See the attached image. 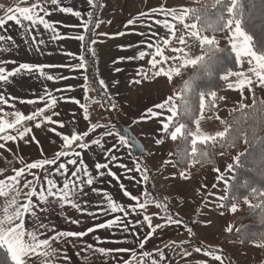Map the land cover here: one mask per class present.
Returning a JSON list of instances; mask_svg holds the SVG:
<instances>
[{
    "label": "snow or ice",
    "instance_id": "obj_1",
    "mask_svg": "<svg viewBox=\"0 0 264 264\" xmlns=\"http://www.w3.org/2000/svg\"><path fill=\"white\" fill-rule=\"evenodd\" d=\"M92 11L88 12V19L82 23V28L87 32H93L94 29L90 28L94 22L96 25L100 23V20L96 17L95 9L103 8L104 4L101 0H87ZM250 4L253 8L257 6V0H250ZM48 5L53 6V11H60L62 13H71L77 17L80 16V12L74 11L70 7H61L60 0H36L30 7H9L5 14L0 16V27L6 25V22L14 21L16 25H20L24 29V36L29 39H25L24 43L30 48L35 47L36 51H40L39 45L45 43L44 39H37L36 33L33 35V31L38 29L40 25L45 30H51L52 36L50 39H59V33L55 31V26L50 23L46 16L49 15ZM227 5V7H225ZM213 8L220 9L219 13L215 15V18L208 16L196 15L195 19L198 23H187V19L190 14L197 13L199 10L195 8L187 7H169L167 3L152 7L147 11H141L137 18L129 19L127 25L136 24L137 20H140L142 24L146 23L149 28V35L146 41L142 43L146 46L147 50H139L134 56L127 57V59H139L143 60L150 57L147 62L151 66L150 72L154 78L164 77L168 80L173 78L174 74H179L183 68L187 65L198 66V71L191 75L188 79L183 81L182 92L180 93L179 104L174 101V96H168L164 98L160 103L153 105L146 109V114L141 117V120L156 119L160 125V131L166 137H170L173 141L180 139L184 147L178 148L175 155L176 161H165V163H172L173 166L183 163H199L201 160L207 161L209 159V153L202 151L198 145L207 146L210 142H220L225 147H232L243 138L245 143L250 144L251 147L259 149L258 152H253L251 159L248 162V170L253 172L259 177L261 186H254L251 179L245 178L240 184V187L244 188L248 194L243 196V200L249 207L260 210V222L264 224V99H257L255 94L252 96V104L245 105L243 99L239 104V110L241 112L244 109H251L252 115L255 120L253 124H250L247 129L242 130L240 119L233 121L231 124L221 121L225 124V127L221 131L215 132V134H207L202 131L200 122L204 117L206 110L211 111L216 108L217 101L224 100V97H218L217 92L211 89L202 90L197 81L202 79H212L217 70V54L227 49H220L215 36L209 37L208 35H202L201 33L206 31L219 32L227 30L228 39L230 44L231 53L234 54L235 63L241 65L245 61L250 66L247 73L244 71H232L231 69L219 77V79L227 81L229 77H235V82L228 83L229 89L239 90L241 97L244 96V91L247 89L252 92L253 86H259L264 88V46L257 49L253 42V37L245 31L243 27V5L242 0H214ZM207 9V5L204 6ZM229 14V18L225 20L224 12ZM259 12L260 22L264 24V0H259ZM43 13V15H41ZM239 17V18H237ZM147 18V20H145ZM25 22L27 25L25 26ZM152 25L160 26L167 30L166 36H159L155 32ZM182 25V31L179 35V44L181 47H171L173 40L177 37L178 28ZM234 25V27H233ZM124 33H116V35H123ZM106 35V34H101ZM188 37L195 38L199 41L202 49V54L191 58L189 51L190 45L187 43ZM76 39L80 41H86V36L81 34ZM0 42L3 43V50L0 51V57L4 53H10L12 51H18L19 45L11 35H0ZM94 45L96 40H92ZM163 46V47H162ZM176 55H165V50L169 49ZM154 49V51H153ZM91 51L92 56H95L94 49H87ZM75 58V54L69 53ZM80 62L75 65L76 69H86L89 61L85 60V57L81 55L79 57ZM10 61L0 58V105H9V97L6 95V87L13 82V78L17 76H23L25 74L35 75L39 74V77H45L48 81L54 79H67L66 77H54L47 74L45 69L51 67L50 65L34 64L22 62L16 64L10 70L5 67ZM171 65L165 67L166 65ZM12 63H16L12 61ZM119 71V69H117ZM250 73L251 75H249ZM148 73L145 72L143 67L138 69V75L146 77ZM253 77L255 79H253ZM84 79H87L85 76ZM139 82V81H134ZM101 88L105 86V82L99 80ZM106 93L101 92V100ZM15 99V98H11ZM65 97H56L52 93L45 91L44 95H39L35 100L22 101V103L34 104L37 102H43L44 106L37 108L29 115H24L20 110L5 111L3 107H0V149L6 147L7 142L23 141L26 144H30L35 140V136H30L32 128L23 126L25 122L37 121L35 123L36 128L42 127L45 123L50 125H59L61 128L65 126L63 121L54 119L59 116L60 113L55 111V107L59 101L64 100ZM74 102L80 104V101L75 98H71ZM100 103V101H97ZM109 103L111 101L109 100ZM103 106V105H101ZM14 108V105L12 106ZM81 109L84 111V119L90 120V114L87 108L80 104ZM112 108L115 109L116 105L112 104ZM47 110H51V115H45ZM197 111L199 115H197ZM38 118H40L38 120ZM219 119V117H217ZM184 120L183 123H177L179 120ZM244 119H248V115L245 113ZM189 123L195 125V130L189 127ZM105 125L99 122L90 123L87 126V130L79 132L75 128L71 134H63L57 131L56 127H52L50 130L60 137L62 144L60 149L53 155L52 158H40L32 162H25L24 159L20 160L23 165L20 168H13L14 174L6 176L4 179H0V198H2V204H0V253L5 254L4 259H0V264H67L68 256L64 254L61 256L60 248L54 247L53 244L59 242L61 245L66 244L68 241L65 238L77 237L81 238L89 233H93L96 229H111L113 226H118L120 230L128 232L129 221L128 217L132 213L137 214L136 223L141 227L146 228V235L142 239L138 240L140 248L145 246V241L152 237L153 234L159 230L164 229L168 225L179 226L182 221L180 219L173 218L169 214L168 206L162 201L158 200L147 190L142 192L143 202H140V197L132 195L124 188L123 184H120V188L123 190V195L130 198L135 202L129 205L127 208L115 201V199L108 193L103 192V200L97 205L96 212H88L89 216L97 217L98 213L108 216L113 215L111 219H107L103 223H96L94 227H89L86 231H62L57 230L54 224L45 223L42 220V215L45 212H50L52 205H57L61 210L66 206H70L72 209L78 212L87 211L82 207L81 201L84 200L88 193L85 192L86 186H92L95 182V176L89 171V168L81 158L82 152L77 149L84 150L89 149L90 144L101 147L104 149L103 155H106L111 162L117 163V167L125 169L128 172H141V166L138 162H134V168H128L122 162H118L117 153L121 149H132L134 145L131 138L126 137L120 132H113L111 129L100 132V129H104ZM9 130H14L16 134H9ZM90 133L96 134L97 138L92 139L90 142H85ZM249 133L251 134L249 138ZM115 135L118 139L112 143L111 147L106 146V139L102 143V138H108ZM160 139L156 140L159 144ZM39 143V141H36ZM190 145V151L188 146ZM41 154L43 149L41 147ZM11 151V149H9ZM126 155H130V152H126ZM15 155V154H14ZM173 153H169L172 156ZM246 153H238L234 157V162L237 165L241 164V157ZM71 157V158H70ZM63 158V160H62ZM234 167L233 164L227 165V170H231ZM95 170L100 172L102 177L107 170L108 175L116 179H119L117 174L111 171L110 163H95ZM74 169V170H72ZM36 170V171H34ZM5 169H0V174ZM214 171L220 172L219 168H215ZM147 169L144 170L143 180H147ZM70 173V175H69ZM183 176L184 173L182 172ZM30 177V178H29ZM62 179L61 182L57 178ZM132 177H130L131 179ZM218 181L224 180L222 174L217 175ZM227 185V181H225ZM216 185H213L215 188ZM225 192H228V188H225ZM91 193L97 197L101 196V191L96 187H91ZM208 195H213L209 193ZM249 196L259 200L257 204H252L249 200ZM218 200L224 201L229 199L228 195L217 197ZM233 201H238L239 196L233 195L231 197ZM106 201V207L102 206ZM91 205V201H88ZM156 204V207L163 209L166 220L163 223L153 225L152 218L145 214L141 217V211L145 210L149 204ZM218 207H224V204H218ZM39 209V212L37 211ZM230 210L235 212L237 210V203H231ZM119 213V214H117ZM70 223L77 224L81 221L68 218ZM141 219L146 224L141 223ZM188 233L191 235L192 228H188ZM138 231V229H137ZM226 231L231 232V226H228ZM52 233V235H48ZM46 237V238H42ZM242 240L259 241V246H264V231L254 233L241 234ZM97 239H100L97 237ZM173 254H176V246L166 245ZM84 252L95 251L102 255H109L113 251L116 253L131 252L129 259L124 260L123 264H165L166 254L159 249L156 250L159 259L152 257V254L147 251L137 254L135 248H118L115 250L105 248H94L92 244H87L85 248L81 249ZM195 253H200L202 247H195ZM204 255L211 257L214 261L224 264L223 258L218 254V250L211 246H204ZM79 255V253H77ZM183 257H189L191 253L182 249L179 253ZM87 256H85V260ZM116 264H120L117 259ZM201 264H204L202 261Z\"/></svg>",
    "mask_w": 264,
    "mask_h": 264
},
{
    "label": "crops",
    "instance_id": "obj_2",
    "mask_svg": "<svg viewBox=\"0 0 264 264\" xmlns=\"http://www.w3.org/2000/svg\"><path fill=\"white\" fill-rule=\"evenodd\" d=\"M116 1L114 7L113 3ZM104 4L103 8L99 9L98 17L102 21V16L104 12H112L113 19L122 18L129 16L136 7L134 0H101ZM34 3V0H0V10L6 12L7 8L12 7H30ZM61 7H67L65 0H60ZM49 15L45 17L50 23H53L55 26V31L59 33V39H50L52 36L51 30L43 29V26L40 25L38 29L33 31V35H37V39H44L45 43L39 45L40 51H36L35 47H29L24 43L26 38L24 36V29L20 25H16L14 21L6 22V25L0 27V35H11L16 44L19 45L18 51H12L10 53H4L2 57L5 60L10 61L5 65L7 69H11L16 66L18 63L27 62L34 64H44L50 65L45 69L46 75L50 74L54 77H66L67 79H54L48 81L45 77H39V74L23 76H17L13 78V82L6 87V95L11 98L9 99V105H0L5 111L20 110L24 115H29L37 108L43 107V102H37L34 104L22 103V101L35 100L37 96L44 95L45 91L52 93L56 97L63 96L64 100L59 101L58 105L55 107V111L59 112L60 115L54 117V119L63 121L65 126L61 128L57 125H50L45 123L40 128L35 127L37 121L25 122L23 126L31 127L32 133L30 136H35V140L30 144H26L23 141L16 142H7L4 149H0V169H5L2 174H0V179H4L8 175L14 174L13 168H20L23 165L20 163L21 159H24L25 162H32L40 158H52L53 155L60 149L62 140L60 137L56 136L50 129L56 127L57 131L63 134H71L72 130L75 128L79 132L87 130V126L90 123L99 122L105 125L104 129H100V132L111 129L107 126L106 115L104 110L100 106H96L93 109V106H89V100L91 99L92 89L88 88L86 85V76L85 69H76L81 56V41L75 37L83 33L82 23L84 20L88 19V12L90 6L87 0H82V6L78 12L80 16L77 17L71 13H62L60 11H53V6L48 5ZM126 8V9H125ZM121 14H123L121 16ZM43 15V13H41ZM101 21L96 25L94 31L95 34L99 33ZM27 22H25V26ZM125 26H122L124 28ZM128 27V26H127ZM126 27V28H127ZM134 35L127 36L123 42L127 45H132L135 42L133 39ZM95 40V38L93 39ZM100 41L94 45L91 44V49L95 51V64L98 81L103 80L105 86L103 87L106 90V86L113 85L111 90H106L109 99L112 104L119 102V96L122 95V85L116 82L117 78L113 75V72L108 73V68L103 62V56L98 51V45ZM3 43L0 42V51L3 50ZM75 54V58L73 55ZM138 53V52H137ZM136 53V54H137ZM134 54V55H136ZM133 54L124 53V56L131 57ZM12 61L16 63H12ZM127 68L124 69L122 74L123 82L129 86L126 92H129L132 88V83L135 81V76H138V69L141 67L139 59H127ZM127 78V80H125ZM150 78L152 76L150 75ZM138 79V78H137ZM119 86L121 87L119 90ZM4 91V89H0ZM118 94V95H117ZM75 98L80 101V104H83L89 114L90 120H85L84 111L81 109L80 104L74 102ZM14 105V108L12 107ZM125 110V107L123 108ZM123 112V111H122ZM51 110H47L45 115H51ZM40 118H38L39 120ZM106 119V120H104ZM127 119H124L126 122ZM114 133L115 130L111 129ZM9 134H16L14 130H9ZM97 136L94 133H90L86 138L85 142H90L92 139H96ZM106 139V146L111 147L112 143L115 142L118 137L113 135L112 137L102 138V143ZM39 141V143H36ZM0 143H4L0 141ZM144 145V154L134 155L130 149H121L117 153L118 162H122L127 165L128 168H134V162H138L141 166V172H128L125 169L117 167V163L111 162L106 155H103L104 149L90 144L89 149L80 150L82 152L81 158L84 160L85 164L89 168V171L95 176V182L92 186H86L85 192L88 193L85 196L84 200L81 201L82 207L87 209L84 212H78L72 209L70 206H66L61 210L57 205H52L50 212H45L42 215V220L45 223L54 224L57 230L62 231H86L89 227H94L96 223H103L107 219H111L113 215L110 214L105 216L98 213V218L89 216L88 212H96L97 205L100 201L103 200L102 193L108 192L116 202L121 203L122 206L127 208L129 205L135 203L130 200V198L123 195V190L120 188V184L124 185V188L129 191L132 195L140 197V202H143L142 192L147 190L158 200L162 201L168 206L169 214L176 219H185L189 224L182 222L179 226L177 225H168L164 229L157 230L152 237L148 238L145 241V246L140 248L137 243L138 240L142 239L146 235V228L141 227L140 224H137L135 221L138 218L136 213H132L127 219L129 221V231L124 232L119 229L118 226H113L111 229H96L93 233H89L84 237L77 238H65L68 242L64 245H61L59 242L53 244L54 247L60 248L61 256L66 254L68 256L67 264H116V260L120 261V264H123L124 260H127L131 256V252H121L116 253L112 252L109 255H102L95 251L84 252L81 249L85 248L87 244H92L94 248H105V249H118V248H135L137 254L140 252L147 251L152 254V257L159 259L157 256L156 250L159 249L166 254V257L170 259L165 260V264H201L203 261L204 264H220V262L214 261L211 257L205 256L203 247L194 243L190 240V234L188 233V228H192V233L200 241L208 246L214 247L215 243L222 237V235L227 234L229 231H226L228 226L232 225L229 221V212L222 210V207H219L220 212L213 214L216 207V202L219 201V204L222 201L218 200L216 197H211L209 200L208 195L211 192H204V187H201L202 192L192 193L188 192L189 186H184V183H173V180H169L164 183H159L158 187H164L167 197H162L160 191L155 186L153 178H150L148 175L149 170L146 172L148 175L150 188H146V181L143 180L142 176L145 174L143 171L144 159L148 157L151 153L147 145ZM41 147L43 149V156L41 154ZM11 149V151H9ZM126 152H130V155H126ZM15 154V155H14ZM71 158V157H70ZM63 160V158H62ZM95 163H110L111 171L115 172L119 179H116L108 175L107 170H103L104 174L101 177L100 172L95 170ZM151 165L153 163H150ZM74 170V169H72ZM36 171V170H34ZM70 175V173H69ZM174 175V174H173ZM130 177H132L130 179ZM177 177V176H175ZM30 178V177H29ZM62 185L63 178H57ZM217 182H210L206 185V189H214L213 185H216ZM218 184V183H217ZM91 187H96L101 191V196L97 197L95 194L91 193ZM217 188V187H216ZM205 189V190H206ZM213 194V193H212ZM169 200H171L175 206V211L171 208ZM88 201H91L89 205ZM211 205H209L210 203ZM0 204H2V198H0ZM102 206L106 207V201ZM213 208V209H212ZM39 212V209H37ZM196 213V216L193 215ZM119 214V213H117ZM149 215L152 218L153 225L158 223H163L166 220V215L163 209L156 207V204H149L145 210L141 211L142 215ZM76 219L81 221L80 223L73 224L69 222V219ZM182 221V220H181ZM200 222V223H198ZM142 224H146L141 219ZM222 228V229H221ZM138 229V231H137ZM52 235V233H48ZM99 237L100 239H97ZM46 238V237H42ZM175 245L176 254H173L172 251L166 247V245ZM230 245H236V243H229ZM195 247H202L200 253H195ZM182 249L188 250L191 255L189 257H183L180 255ZM79 253V255L77 254ZM220 254V253H218ZM223 258L224 264H228L226 258L220 254ZM85 256L87 259L85 260ZM261 257L259 258V261ZM259 261L256 263L258 264ZM57 264H60L58 261Z\"/></svg>",
    "mask_w": 264,
    "mask_h": 264
},
{
    "label": "rangeland",
    "instance_id": "obj_3",
    "mask_svg": "<svg viewBox=\"0 0 264 264\" xmlns=\"http://www.w3.org/2000/svg\"><path fill=\"white\" fill-rule=\"evenodd\" d=\"M197 1V0H134V4L136 9L131 12L130 14H127L129 17H122V18H115L113 19L112 12H104L102 16V21L100 25V31L99 33L95 34L93 39L95 38L96 41H100L98 45V51L103 56V62L108 68V73L110 74L113 72V75L116 76L117 80L116 82L122 85V95L119 96V102H115L116 108L113 109L112 118L110 119L103 106H101V103H97V101H100V99L96 96L95 92L92 90L91 99L89 100V106H93L92 108L95 109V107L98 105L101 109L104 110V114L106 115V123L108 127L118 132V127L115 126L118 122H124V119L126 120V124L131 130V132L140 140V142L149 148L150 155L144 159V167L143 171L147 169L149 170V177L153 178L155 182V186L162 194L161 196L166 198V192L163 190L162 187H158L157 185L159 183H164L171 180H173V183H184V186H189L188 192L190 194L192 193H200L202 192L201 187H204V192H211L213 195H211L208 200L211 197H219L224 196L225 194V188L226 184L225 181L228 182L230 176H231V170H227V165L232 164L234 162V157H236V153H233L232 155H221L219 157L218 165L215 168H219L220 172L217 173L213 169H207L203 173L198 174L195 177H186L179 174L177 177H175L176 174L173 175L172 171V163H165V161H171V157L169 156L167 147L168 142L163 138V134L160 131L161 125L156 119L152 120H141V117L146 114V109L149 107H152L153 105L160 103L164 98L168 96H174L175 94L172 92H169L167 88L168 79L161 77V78H154L151 75L150 72V65L148 64L147 60L150 58H145L143 60H140V65L145 69V72L148 73L146 77H142L140 75L135 76V81L139 82H133L132 88L129 92H126L129 88V86L124 82L122 84V74L124 73V69L127 68V59L124 56V53L129 54H136L139 50H147L146 46L142 43V41H146L148 39L149 35V28L146 23L142 24L140 20H137L136 24L134 25H127V21L129 19H135L138 17L139 13L141 11H147L151 9L152 7H156L158 5L164 4L165 2L169 7H187L188 4ZM116 4V1L112 4ZM126 9V8H125ZM5 14V11L0 10V16H3ZM123 14H121L122 16ZM147 20V18H145ZM122 26H125L122 28ZM128 26V27H127ZM96 27V25H95ZM127 27V28H126ZM155 32L159 34V36H166L167 30L163 29L160 26L152 25ZM234 27V25H233ZM182 31V25L178 28L177 37L173 40L171 47H181L179 44V35ZM124 33L123 35H116V33ZM106 34V35H101ZM133 39H135V42L132 45L124 44L123 40L127 36H132ZM228 32L227 30H223L220 35L218 36V40L221 44H229L228 39ZM210 37V36H209ZM187 43L190 45V48L187 50L189 51L190 57L195 58L200 54V44L199 41L195 38L188 37ZM230 45V44H229ZM163 47V46H162ZM166 49L165 55H176L171 50ZM154 51V49H153ZM171 65V62H169V65H166L165 67H168ZM140 67V68H141ZM250 66L245 61L241 65H238V71H244L247 73V70ZM119 69V71H117ZM251 75L250 73H248ZM150 75L152 78H150ZM138 78V79H137ZM235 77H229L226 83L225 89L221 92V97H224V100H220L218 105V110L215 112L213 116H205L200 122V126L202 131H204L207 134H215L217 131L223 130L221 126H219V121H222L228 112L231 110L239 107V104L241 100L243 99L244 104L250 103V96L251 92H249L247 89L244 91L243 98L241 97L239 90L229 89L227 87L228 83L235 82ZM253 79H255L253 77ZM127 80V78H125ZM119 86V90L120 87ZM111 86H106V90H111ZM252 91H257L261 94V96L264 98V88H261L259 86H253ZM118 95V94H117ZM111 101V100H110ZM112 104V102H111ZM125 107V110L123 109ZM123 111V115L119 113V111ZM219 117V119L217 118ZM195 130V129H194ZM193 130V131H194ZM160 139V143L157 144L156 140ZM169 139H171L169 137ZM143 156V155H142ZM150 163H153L152 165ZM222 174L224 176V180L218 181L216 179L217 175ZM210 182H217L216 187L214 189H206V185ZM206 189V190H205ZM171 208L175 211V206L171 200H169ZM210 203V202H209ZM219 204V201L216 202V207L214 209L213 214H217L220 212L219 207L217 206ZM211 205V203L209 204ZM213 209V208H212ZM196 218H198L196 213H194ZM200 223V222H198ZM231 224V223H230ZM222 229V228H221ZM223 236V235H222ZM198 238V237H196ZM222 237L215 243V248H222L225 249L227 252H229L232 257L235 260V264H256L259 261V258L261 257L258 250V245L254 244L249 246L244 253H238V244L236 245H230L228 242H223L221 240ZM200 240V239H199Z\"/></svg>",
    "mask_w": 264,
    "mask_h": 264
},
{
    "label": "trees",
    "instance_id": "obj_4",
    "mask_svg": "<svg viewBox=\"0 0 264 264\" xmlns=\"http://www.w3.org/2000/svg\"><path fill=\"white\" fill-rule=\"evenodd\" d=\"M214 3V0H197L190 4H188L187 8H195L199 11L197 13L190 14V17L187 19V23H198L196 21L195 16L200 15L202 17L208 16L211 18H215V15H217L220 11L218 8H213L212 5ZM207 5V9L204 8V6ZM243 5V27L245 31L249 33L253 37V42L256 45L257 49H259L261 46H264V24H261L259 16V0H257V6L253 8L250 4V0H242ZM227 7V5L225 6ZM91 8V7H90ZM99 9H95L96 17H98ZM92 10V9H90ZM225 20L229 18V14L225 11ZM239 18V17H237ZM95 22L90 25V28L95 29ZM222 31L219 32H212V31H206L201 33L202 35H208L210 37L215 36L218 47L220 49H227L226 51H221L217 54V62H218V70L215 74V76L212 79H202L197 81V83L200 85L202 90H208L211 89L213 91L217 92V96L221 97V92L225 89L226 83L224 80L219 79V77L227 72V70L231 69L232 71H238V65L235 63V57L234 54L231 53L230 45L229 44H221L218 40V36L220 35ZM83 35L86 36V41H81V55L85 57V60L89 61L86 71V85L88 88H91L96 96L100 99V103L103 105V108L107 114V116L110 119L112 118L113 109L112 104L109 103V97L107 95V92L104 88H101L99 85L98 77H97V71H96V64L94 57L92 56L91 51H88L87 49H91V41L93 40L94 31L93 32H87L86 30H83ZM202 54V49L200 47V54ZM198 71V66L194 65H187L185 68L181 70L179 74H174L173 78L168 81L167 88L169 92H172L175 94L174 101L179 104L180 100V93L182 92L183 87V81L188 79L191 75L196 73ZM101 92L106 93L103 97V100H101ZM253 93L255 94L256 98L264 99L261 94L257 91L251 92V98L250 103L245 105H251L252 104V96ZM220 101H217L216 108L214 110L208 111L206 110L204 115L205 116H213L215 112L218 110V105ZM245 113L248 115V119H244ZM197 115H199V112L197 111ZM240 119L241 122V128L242 130L247 129L250 124H253L255 122L252 110L251 109H244L243 112L239 110V107L231 110L227 113L225 118L222 121H225L229 124H231L233 121ZM184 120H179L177 123H183ZM116 126V125H115ZM219 126L222 128L225 127L224 123H221L219 121ZM189 127L192 128V130L195 129V125L189 123ZM117 132V131H116ZM264 134V133H262ZM251 134L249 133V138ZM163 138L167 140L168 142V153H173L171 157V161L175 162L177 157L175 155L178 148L184 147L182 141L180 139H177L173 141L172 139H169V137H166L163 135ZM198 147L201 148L202 151H207L209 153V159L207 161L201 160L199 163L191 164V163H183L178 164L176 166H173L172 164V171L173 174H176L175 176H178L182 172L184 173V176L186 177H195L198 174L203 173L207 169H213L218 165L219 157L221 155H232L233 153H236V156L238 153H246L245 156L241 157V164L237 165L235 162L232 164L234 167L231 169V176L227 182L226 187L228 188V192L224 195H228L229 199L222 201L221 204H224V207H222V210L229 212V221L233 227L231 232H228L227 234L223 235L221 240L223 242L228 243H236L238 244V253H244L246 249L251 245H258L259 254L261 256V260L258 264H264V246H259V241H251V240H242L241 234L243 233H254V232H262L264 231V224L260 222V210L259 209H253L249 207L248 204H246L243 200V196L247 195L248 192L240 187V184L244 181L245 178L251 179L254 183V186L260 187V181L259 177L255 175L253 172H250L248 170L249 161L251 159V155L253 152H258L259 149L253 148L250 146V144L245 143L244 139L241 138L235 146L232 147H225L220 142H210L207 146L204 145H198ZM188 150L190 151V145L188 146ZM149 175V172H148ZM147 175V176H148ZM146 188H150L149 179L146 181ZM233 195L239 196L238 201H233L231 197ZM249 200L252 204H257L260 201L249 196ZM236 202L237 203V210L235 212H232L230 210L231 203ZM177 218V216H175ZM182 222L185 224H189L185 219H181ZM190 240L194 243L198 244L199 246H208L207 244L202 243L194 234L190 235ZM215 248V247H213ZM218 250V253L222 254L226 260L228 261V264H235V260L232 257V255L227 252L225 249L222 248H216ZM5 254L0 253V259H4Z\"/></svg>",
    "mask_w": 264,
    "mask_h": 264
},
{
    "label": "water",
    "instance_id": "obj_5",
    "mask_svg": "<svg viewBox=\"0 0 264 264\" xmlns=\"http://www.w3.org/2000/svg\"><path fill=\"white\" fill-rule=\"evenodd\" d=\"M116 126L118 127V132H120L121 134L125 135L128 138H131V140L133 141L134 145H136L135 147H133L132 153L134 155H142L144 154L145 150H144V145L140 142V140L131 132V130L129 129V127L127 126V124L125 122H118L116 123Z\"/></svg>",
    "mask_w": 264,
    "mask_h": 264
},
{
    "label": "built area",
    "instance_id": "obj_6",
    "mask_svg": "<svg viewBox=\"0 0 264 264\" xmlns=\"http://www.w3.org/2000/svg\"><path fill=\"white\" fill-rule=\"evenodd\" d=\"M36 2V0H34ZM67 7L73 8L74 11H79L82 6V0H65ZM123 115L122 110L119 111Z\"/></svg>",
    "mask_w": 264,
    "mask_h": 264
}]
</instances>
